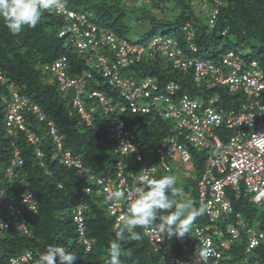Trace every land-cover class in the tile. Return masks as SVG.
I'll return each instance as SVG.
<instances>
[{"label": "trees", "instance_id": "1", "mask_svg": "<svg viewBox=\"0 0 264 264\" xmlns=\"http://www.w3.org/2000/svg\"><path fill=\"white\" fill-rule=\"evenodd\" d=\"M157 10L163 16L170 11L166 5L168 0H138ZM176 1V0H175ZM210 0L209 4H213ZM223 5L219 7V14L214 27H209L208 16L201 9L205 3L195 4L186 0L176 1L175 17L163 26L170 31L162 38H170L177 43L183 53L188 57L220 61V56L229 50H242L244 61H254L264 73V0H218ZM66 9L79 15H84L90 24L104 30L113 32L122 39V34L129 29L122 19L127 11L137 9L128 0H64ZM195 5L198 9H195ZM145 11V10H144ZM140 12V11H138ZM145 13V12H144ZM142 11L139 19L146 18L147 13ZM135 14V13H134ZM156 35V27L161 21L152 16L146 18ZM64 24L63 19L56 13L44 11L35 27L24 26L19 34L10 32L3 19H0V72L8 81L17 88L20 94L34 104L45 115V120L39 122L30 114L25 113V126L27 130L41 139L42 159L37 158L34 147L26 140L22 131H17L16 136H8L5 131V103L0 100V180L8 199L16 198L22 193L23 185L20 177L25 175V181L30 186L34 197L38 201V213L33 218L27 219L30 236H23L10 229L0 235V264H7L10 257L21 253L23 250L31 251L33 258L30 264H39L40 255L49 245L65 247L76 255L74 264H105L109 258L107 248L115 238L113 219L109 216L106 206L100 197L94 194L84 197L87 204L85 213L86 237L92 242L90 252H85L82 244H78V234L73 223L71 212L76 206L79 191L82 186L90 185L88 176H115V163L118 161L113 154V142L108 138L112 127L114 114H118L125 127L137 136L136 154L142 156V161L137 162L133 155L127 156L123 161L129 166L126 172H137L142 167L154 165L158 161L156 149L169 136V127L172 125L163 117L153 114H133L127 108L118 112L124 106L119 89L109 86L100 75V70L95 69L94 61L87 62V52L79 54L72 47L66 37H59V31ZM191 31L193 37L187 42V33ZM225 32V33H224ZM224 33V34H223ZM157 38V37H154ZM153 40V39H152ZM148 44V43H147ZM143 44L144 47L147 46ZM189 44L196 48L195 53L187 49ZM103 48L98 53L103 52ZM65 57L70 77L78 76L82 72H89L92 78L88 80V92L98 91L114 106L113 114L104 115L103 108L97 98L89 99L82 95L81 101L85 111L91 108L90 126L77 124V110L71 106L72 91H60L57 84H48L42 74L44 66L52 65L58 58ZM123 72L126 77L140 83L149 77L156 81L159 87L164 88L167 83L179 85L180 94H188L192 98L204 102L215 98L214 106L223 114L231 111L239 112L246 99L240 92H229L224 86H215L210 90L197 88L193 84L191 71L183 72L172 68L159 52L145 58V60L127 68ZM6 85L0 83L1 95H9ZM163 107V106H162ZM161 107V108H162ZM51 121L65 150L73 155H80L83 162V172L77 174L75 169H67L50 158V149L54 146L48 134L47 122ZM230 133L224 127L219 129L220 136ZM15 150H18L22 165L13 168L15 177L9 180L5 169L10 166V160ZM190 165L195 179L192 204L196 207V181L204 166V152L190 149ZM43 163V167L40 165ZM169 173L159 171L153 178L159 179ZM61 185L62 188H58ZM178 194L176 195L177 199ZM233 209L240 213L249 226L257 221L258 229L264 232V205L255 207L247 198L234 200L230 198ZM0 211V216H4ZM229 220V219H228ZM204 216H199L193 224L204 225ZM192 224V225H193ZM192 227L183 238L175 236L165 241L175 252L181 246L190 243ZM142 236L141 240L122 241L123 254L121 264H161V253H156L150 247L140 228L136 229ZM246 236L234 245L231 263L236 264H264V240L249 254H245L247 246Z\"/></svg>", "mask_w": 264, "mask_h": 264}, {"label": "built area", "instance_id": "2", "mask_svg": "<svg viewBox=\"0 0 264 264\" xmlns=\"http://www.w3.org/2000/svg\"><path fill=\"white\" fill-rule=\"evenodd\" d=\"M223 4L214 0L213 4H203L201 9L208 16L209 27H214L219 14V7ZM63 19V26L59 37H66L68 43L79 53L87 52L86 60L94 61L95 67L108 85L121 91V97L133 114H153L163 117L172 123L169 136L156 149L158 161L154 165L142 167L137 172H126L129 166L123 161L133 155L137 162L142 156L136 154L137 136L125 127L118 115L114 116L108 138L113 141V154L118 161L115 163V176H88L87 182L79 191L78 202L72 209L71 216L78 234V244H82L85 252H90L92 242L86 237L85 213L88 209L84 197L94 194L100 197L106 206L109 216L113 219V231L119 230L118 216L126 212L128 196L138 186L139 177L147 174L153 178L159 171L186 172L191 171L190 149L204 152V166L196 181V207L206 208L203 214L204 225L193 224L192 241L181 246L175 252L165 241V233L157 227L141 229L150 247L156 253H161V264H197L195 249L207 244L213 249L206 264H236L231 263L234 245L242 236L247 238L245 254L251 253L264 240V232L253 229L248 225L240 213H236L230 198L238 200L247 198L254 205L264 204V151L255 146V135H264V73L254 61H244L243 51L230 50L220 56V61L189 58L178 48L177 43L170 38L157 37L146 47L129 44L114 33L90 24L84 15L64 8L61 11L48 10ZM225 33V32H224ZM223 33V34H224ZM193 33H187V42L191 41ZM103 48V52L98 50ZM187 49L196 52L193 44ZM159 52L172 68L183 72L191 71L193 84L197 88L210 90L215 86H224L229 92H240L246 102L241 111L223 114L218 111L211 98L207 104L192 98L188 94L179 93V85L167 83L164 88L159 87L155 80L147 77L136 84L128 78H121L120 72L129 68L146 57ZM68 63L65 57L58 58L52 65L44 66L42 74L48 75L49 84H58L61 90H71V106L77 110V124H91L90 116L85 112L81 101L86 86L83 73L77 77L67 75ZM0 82L5 80L0 73ZM10 98L1 95L5 103V131L8 136H16L17 131L26 135V140L34 147L37 158L42 159L41 139L27 130L25 113L30 114L39 122L45 120L40 108L22 96L12 85L7 86ZM97 96L104 113H112L111 102L98 93ZM90 97V96H89ZM163 106V107H162ZM162 107V108H161ZM122 111V110H121ZM48 134L54 143L50 149V158L67 169H75L77 174L83 172V162L80 155H73L65 150L62 137L56 132L51 121L47 122ZM224 127L230 133L220 136L219 129ZM22 165L18 150H15L10 160V166L5 169V175L12 180L16 175L13 168ZM43 167V163L40 162ZM23 185L22 193L16 201L9 203L8 195L0 180V235L7 230H14L20 235L30 236L27 219L38 213V201L30 186L25 181V175L20 177ZM58 188H62L58 185ZM107 189L125 192V198L116 202L106 199ZM229 219V220H228ZM224 220L222 225L218 224ZM139 228V227H138ZM127 235V234H126ZM33 255L29 250L8 259L7 264H30Z\"/></svg>", "mask_w": 264, "mask_h": 264}, {"label": "clouds", "instance_id": "3", "mask_svg": "<svg viewBox=\"0 0 264 264\" xmlns=\"http://www.w3.org/2000/svg\"><path fill=\"white\" fill-rule=\"evenodd\" d=\"M65 7L66 5L64 3V0H0V19H3L5 26L10 32H12L13 34H19L22 31V28L26 25L30 27H35L39 22L44 11L46 10L61 11ZM86 55H85V60H86ZM189 58H195V57H189ZM94 68L98 69L95 67V65ZM68 69H69V65H68ZM124 70L120 72V77H121V73ZM83 73L89 75V77H85L86 86H87L88 80L92 78V75L89 72H82L80 75H82ZM125 78L130 79L129 77H125ZM4 80L5 83H1V82L0 83L6 85V88L7 86L12 85V84H8V81H6L5 78ZM45 82L48 83L46 81V78H45ZM135 83L138 84L137 82ZM86 86L84 90L85 92L84 96L87 97L88 100L92 98H97L98 100V97L93 96L92 93H98V94L101 93L94 90L88 92ZM59 90L66 91V90H61L60 88ZM119 93L121 97L120 89H119ZM101 95L104 96L103 94ZM123 102H124V106L119 107L118 112H122L128 108L124 99ZM98 103H100L99 100ZM111 106L114 112V106L112 104ZM101 108L103 107L101 106ZM113 112L105 114L103 110L104 115L113 114ZM87 114L90 116L89 113ZM255 136H256L254 140L255 146L260 150L264 151V135H255ZM139 181H140V186L136 187L128 196V207L126 209V212H121V214L117 218L118 223L121 225V227L116 232L115 238L110 242V246L107 248V253L109 258L105 261V264H121V256L123 254L122 241L141 240L142 239L141 234L136 231L138 227L142 229H147L149 227L154 226L157 227L162 233H165L168 238H171L173 236L177 238H183L186 234L190 232L191 226L195 222L197 217L202 216L206 211V208L204 206L195 207L193 204L189 202H181L176 199L178 190L175 187V185L177 184V178L174 175H166L159 179H155V178H151L147 174V170H146L145 174L139 177ZM106 192H107L106 199L109 202H116L125 198V192L119 189L117 190L107 189ZM212 252L213 249L209 247L207 244L197 247L195 249L197 264H206L207 259L212 254ZM75 260H76V255L72 254L65 247L59 245L56 246L49 245L46 248V251H44L40 255L39 264H74Z\"/></svg>", "mask_w": 264, "mask_h": 264}, {"label": "rangeland", "instance_id": "4", "mask_svg": "<svg viewBox=\"0 0 264 264\" xmlns=\"http://www.w3.org/2000/svg\"><path fill=\"white\" fill-rule=\"evenodd\" d=\"M130 1V4L134 5V8L137 9L133 12L127 11V13H124L125 15L122 17V19L125 21V23L128 25L129 29L126 30L123 34H122V39L125 40L126 42H128L129 44H143L146 45L147 43H149L152 39H154V37H161L162 35H168L170 29L167 26H163V24H166V22L168 21H172L175 17V9H177L178 5L176 3V1L178 0H168L166 1V5L168 7V9L170 11H168V13L166 14V16H163L162 14L159 13V11H153L148 5L142 7V4H139L140 2L138 0H128ZM188 1H192L195 4H198V2H200L199 4L205 3V4H209L210 0H186V2L188 3ZM197 5H195L196 7ZM195 9H198L197 7ZM145 10V11H144ZM138 11H142L144 14L147 13V17L152 16L153 18H155L156 20L161 21V24L158 25L156 27V35H154L155 33L152 30V26L149 23V21L146 18H141L139 19V14L140 12ZM166 21V22H165ZM126 77V73L122 72L121 73V78H125ZM7 96V95H6ZM8 98H10V94L7 96ZM91 112V108L88 109V113ZM170 124H172L171 122H169ZM182 172H186L184 168H182L181 170ZM182 172L174 174V176H176L177 178V184L175 185V187L178 190V196H177V200L181 201V202H189L192 204L193 202V189H194V184H193V179H195L196 175H194V171H190V175L185 177L183 176ZM14 199L10 198L8 199V202L11 203L13 202ZM264 204L261 205H255V207L260 208L259 206H263ZM224 220H221L220 222H218V224L222 225ZM257 221H254L251 223V227L255 230H257L256 225H257ZM192 235H190V242L192 241Z\"/></svg>", "mask_w": 264, "mask_h": 264}]
</instances>
